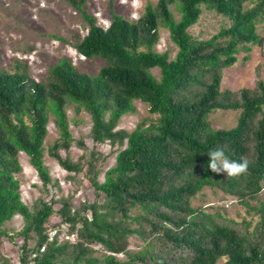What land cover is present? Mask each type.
<instances>
[{
  "label": "trees",
  "instance_id": "trees-1",
  "mask_svg": "<svg viewBox=\"0 0 264 264\" xmlns=\"http://www.w3.org/2000/svg\"><path fill=\"white\" fill-rule=\"evenodd\" d=\"M67 1L88 24L76 49L103 64L93 73L64 57L41 79L18 58L14 69H0V256L6 222L21 214V264H216L221 257L225 264H264V204L258 208L262 237L254 243L192 202L205 186L240 198H254L264 187V79L238 93L222 86L224 69L238 61V52L261 42L257 24L264 20V0L149 1L137 18L112 11L108 26L83 7L87 0ZM204 13L220 16L221 22L211 36L199 38L190 28ZM162 27L178 47L173 57L157 48ZM153 67L160 68L159 76ZM135 99L145 101L155 118L139 121L132 130L118 128L124 115L136 111ZM70 103L89 112L96 142L122 148L103 181L89 169L92 184L107 197L105 204H84L73 212L70 199L62 200L58 212L77 238L61 242L57 233L50 239L47 232L56 212L52 201L41 198L31 209L17 174L23 168L19 153L25 151L43 184L51 183L45 163L51 115L60 134L49 154L67 170H83L80 161L61 153L74 141ZM220 108L241 110L237 124L213 127L209 116ZM216 147L230 160L247 159V168L226 175L207 167V151ZM133 207L140 211L133 213ZM32 232L36 244L29 257ZM134 233L145 240L141 249L128 247ZM95 242L110 252L95 254Z\"/></svg>",
  "mask_w": 264,
  "mask_h": 264
},
{
  "label": "rangeland",
  "instance_id": "rangeland-1",
  "mask_svg": "<svg viewBox=\"0 0 264 264\" xmlns=\"http://www.w3.org/2000/svg\"><path fill=\"white\" fill-rule=\"evenodd\" d=\"M149 1L156 3L157 0H87L83 7L97 17L99 24L108 26L112 11L122 13L126 17L137 18ZM175 13L179 17V12ZM220 22V16L204 13L190 30L199 38L209 37L218 30ZM87 25L81 10L76 9L67 0H0V69H14L18 58L28 64L27 68L32 77L41 79L48 74L52 64L67 57L81 69L96 73L103 60L85 57L75 47L76 40L87 33ZM257 28L261 42L251 43L250 48H242L238 52V61L224 69L223 87L238 93L243 87L255 88L258 81L264 79V20L258 22ZM157 48L160 51L169 50L171 57L177 52L178 47L170 38V31L166 27L161 28ZM152 71L159 76V67H153ZM135 104L136 111L124 115L118 128L132 130L139 121L145 119L150 123L155 118L156 114L150 113L149 105L145 101L135 99ZM67 110L74 141L68 151L62 149L61 153L80 161L83 170H67L49 154L48 147L60 134L55 117L51 115L45 139L47 147L45 163L52 176L51 183L43 184L25 151L19 153L23 168L17 174L21 183L22 198L31 209H34L41 198L52 201L56 212L49 219L47 232L57 229V237L61 242L66 239L74 241L77 238V233L70 230V225L58 212L63 206L62 200L70 199L73 212H79L84 204H105L107 197L92 184L93 171L89 169L96 170L97 178L103 181L106 170L115 164L116 155L122 148L118 143L113 145L110 141L96 142L93 139L92 119L87 110L81 108L77 111L74 103H70ZM240 112L241 110L220 108L211 112L209 119L215 128L232 127L237 124ZM192 202L195 206L214 213L220 220L236 226L240 232L248 236L249 242L255 243L262 237L257 232L261 222L258 208L264 204V187L254 198H240L218 187L205 186L193 197ZM139 211V207L132 208L133 213ZM86 212L90 214L89 209ZM24 225L25 221L21 214L14 215L6 222L8 235L3 238L0 263L3 260L10 264L22 263V245L25 239L21 230ZM31 234L27 241L29 257L36 244V235L34 232ZM144 245L145 240L138 234L129 236L130 249L138 250ZM93 246L96 250L94 253L99 256L110 252L102 243L95 242ZM117 256L125 258L124 253H117ZM225 262L226 258L221 257L216 264Z\"/></svg>",
  "mask_w": 264,
  "mask_h": 264
},
{
  "label": "clouds",
  "instance_id": "clouds-1",
  "mask_svg": "<svg viewBox=\"0 0 264 264\" xmlns=\"http://www.w3.org/2000/svg\"><path fill=\"white\" fill-rule=\"evenodd\" d=\"M209 159L207 167L215 172H225L226 175H237L243 172L248 166L247 159L230 160L226 157L222 148H210L208 151Z\"/></svg>",
  "mask_w": 264,
  "mask_h": 264
},
{
  "label": "built area",
  "instance_id": "built-area-1",
  "mask_svg": "<svg viewBox=\"0 0 264 264\" xmlns=\"http://www.w3.org/2000/svg\"><path fill=\"white\" fill-rule=\"evenodd\" d=\"M56 232H57V229H55V230H50V231L48 232V234H49V238H50V239H53L54 236L56 235Z\"/></svg>",
  "mask_w": 264,
  "mask_h": 264
}]
</instances>
